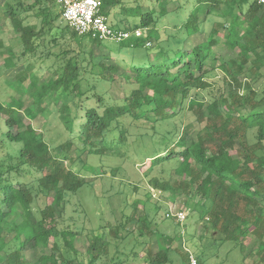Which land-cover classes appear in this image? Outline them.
<instances>
[{"label":"trees","instance_id":"trees-1","mask_svg":"<svg viewBox=\"0 0 264 264\" xmlns=\"http://www.w3.org/2000/svg\"><path fill=\"white\" fill-rule=\"evenodd\" d=\"M53 1L35 0L30 5L19 6L26 12L52 4ZM196 1L183 24L187 36L184 45L175 50H168L162 45L159 32L154 30L158 19L167 12L162 3L159 15L155 10L143 13L139 8V23L123 29L129 32L147 31V34L118 43L121 50L147 49L150 40L155 41V45L150 48L153 51L146 60L131 65L130 75L124 77L135 87L122 106L106 103L105 98L92 87L83 89L82 79L88 82L87 74L110 82L119 78L117 66L107 67L103 63V59H110L111 56L95 51L96 47H103L109 53H113L114 49L105 47L91 36L78 35L66 24L60 35L65 37L69 34L80 50H63L55 55L56 60L61 61L57 66L56 62L50 60L54 55L41 50L45 39L40 38L37 27L24 25L18 9L6 2L13 31L21 41L22 57L37 61L44 56L41 63L47 68L44 74H40L35 71V64L30 62L17 79L19 86L28 81L22 95L0 102L7 140L21 144L17 153L8 151L6 158L0 160V264H26L25 254L48 247L56 238L54 208L46 207L38 217L32 207L35 199L33 187L19 179L14 183L11 178L13 173L16 176L27 172L37 173L40 189L45 193L55 192L58 199H62L64 194L77 192L85 185L84 177L60 165L59 158L53 156L43 133L31 123L46 112L48 101L59 106L60 118L70 133L80 128L79 137L85 144L99 145L102 147L99 151L109 147L114 152H120L125 144L124 130L118 142L110 141L107 137L116 129L122 116L155 121L148 116L151 112L160 119L173 118L193 89L205 90L210 87L208 79L216 71L221 72L223 80L240 86V77L248 64H252V72L264 66V9L256 0ZM118 2L101 0L102 12L107 15V9ZM222 5L223 9L220 8ZM201 15H216L227 20V23L220 25V28L226 29V33L208 36L205 41L191 45L190 38L203 33ZM49 23L45 21L42 29L47 28ZM57 39V34L53 35L50 42L55 44ZM85 40H89V49L82 48ZM215 47H224L230 54L217 55ZM6 50L8 56L4 59V66L10 69L16 66L15 53L11 48ZM43 65L38 69L43 70ZM214 88L215 91L212 89L211 93L214 91L216 95L220 88ZM57 94H75L80 99L79 110L84 112L83 115L72 118L71 107L61 102ZM93 99L95 105H84ZM204 106V103L196 100L189 101V108L195 113L197 121L205 123L204 132L196 140L188 141V133H183L174 143L175 149H165L148 157L150 169L166 162L177 163L174 188L161 185L156 179L154 185L164 190L170 189L172 194L180 190L194 198L198 206L196 211H202V218L207 217L210 225L227 240L243 244L250 235L254 236L259 241V260L264 263V94L260 95L249 88L247 94H231L229 101H212L205 111ZM245 109H249L247 115L242 114ZM254 129L256 143L250 144L247 133ZM237 141L240 142L239 148L236 147ZM69 144L65 143L61 149L69 148ZM16 214L21 222L10 225L9 219ZM138 221L142 223L140 234L143 235L145 220L139 218ZM4 233H14L15 236L7 242ZM104 243V235L96 236L90 243L89 264L97 262ZM69 246L72 247L71 244ZM167 253L166 250L159 251L150 258V263L166 264L169 262ZM37 264L64 263L52 251L49 255H41Z\"/></svg>","mask_w":264,"mask_h":264},{"label":"rangeland","instance_id":"rangeland-1","mask_svg":"<svg viewBox=\"0 0 264 264\" xmlns=\"http://www.w3.org/2000/svg\"><path fill=\"white\" fill-rule=\"evenodd\" d=\"M34 1L0 0V102L22 95L28 81L19 86L17 79L30 62L35 64V71L40 74H44L47 68V65L41 63L44 56L37 61H29L22 57L21 41L13 31L6 2L14 9H18L24 25L37 27L40 38L45 39L41 50L52 53L54 56L50 60L56 62L57 66L61 61L56 60L55 55L61 54L63 50H80L69 34L65 37L60 35L66 23L55 0L41 8L22 11V5L27 6ZM196 2V0H119L115 6L107 9V16L113 28L129 29L139 23L140 11L145 13L155 10L159 15L162 3L167 12L158 19L154 30L159 32L162 45L168 50H175L184 45L187 36L183 24ZM220 8L223 9L224 6ZM57 16L59 18L56 20ZM201 20L203 33L190 38L189 44L195 45L205 41L208 36L226 33V29L220 28V25L227 23V20L216 15H201ZM45 21L50 23L47 28L42 29ZM56 34L58 39L53 44L50 39ZM144 34L146 35L147 31ZM102 43L115 51L109 53L103 47H96L95 51L100 55L111 56L110 59H103V63L107 67L117 66L119 78L110 82L98 79L94 74H87L85 77L88 82L82 79L83 89L94 88L105 98L106 103L122 106L135 87L134 83L126 81L124 77L130 75L131 65L146 60L153 51L150 48L155 45V41L150 40L147 49L134 50L126 48L121 50L118 44L108 41ZM83 45L82 48L89 49V40H85ZM6 48H11L15 53L16 66L10 69L4 66V59L8 56ZM214 51L222 56L230 54L224 47H215ZM42 65L45 68L39 70ZM251 68L252 64H248L240 77V86L223 80L221 72L216 71L208 79L210 87L205 90L193 89L180 112L173 118L160 119L151 112L148 116L155 121L143 117L137 119L130 115L122 116L116 129L107 137L110 141L118 142L120 133L124 130L125 144L120 152H114L109 147L99 151L102 149L101 146L85 144L79 137L80 128L77 127L75 133H70L60 118L59 106L48 101L46 112L38 115L31 123L43 133L53 156L59 158L60 165L84 177L85 185L77 192L64 194L62 199H58L55 192L45 193L40 189L37 173L27 172L22 176L12 174L14 183L19 179L33 187L35 199L32 207L36 215L39 217L43 209L51 206L55 210L57 220L56 238L48 247L25 254L26 264H37L41 255H49L52 251L59 255L64 264L66 262L89 264L91 260L89 246L98 235L105 236V243L95 264H151L150 258L162 250L168 251L169 262L166 264H189L190 257H194L202 264H264L259 260L257 254L259 241L254 236L250 235L243 244L227 240L210 225L207 217L202 218V211L200 213L196 211L198 206L194 198L180 190L172 194V190H164L154 185L156 179L161 185L166 184L174 188L177 181L174 175L177 165L175 161L162 163L150 169L148 159L165 149H175L174 143L183 133H188L190 141L196 140L204 132L205 123L197 121L195 113L189 108V101L204 103L205 111L212 101H229L231 94H247L249 88L263 95L264 66L256 72H252ZM215 86L220 88L216 95ZM212 89L214 91L211 93ZM57 97L61 102L69 104L72 118L83 115L84 112L79 110L80 99L75 94L68 96L57 94ZM95 104L94 99L84 103L90 106ZM248 113L249 109L242 112L244 115ZM6 130L3 117L0 115V160L6 158V152L17 153L21 147V144L7 140ZM255 135V129L247 133L250 144L256 143ZM68 142L69 148L61 149V146ZM236 147H240L239 141L236 142ZM171 210L185 211L188 217L184 222H178L176 218L168 216ZM139 218L145 220L146 228L143 229V235L140 234L142 223L138 221ZM20 222L21 218L17 214L9 219L10 225ZM4 236L6 241L10 242L15 235L4 233Z\"/></svg>","mask_w":264,"mask_h":264},{"label":"built area","instance_id":"built-area-1","mask_svg":"<svg viewBox=\"0 0 264 264\" xmlns=\"http://www.w3.org/2000/svg\"><path fill=\"white\" fill-rule=\"evenodd\" d=\"M55 2L61 10L63 21L80 36H91L101 42L117 44L131 37L146 36L142 30L129 32L113 28L108 16L102 12L101 0H55ZM256 2L264 9V0H256ZM168 216L176 218L178 222H184L188 214L185 211L171 210ZM190 264L202 263L190 257Z\"/></svg>","mask_w":264,"mask_h":264}]
</instances>
